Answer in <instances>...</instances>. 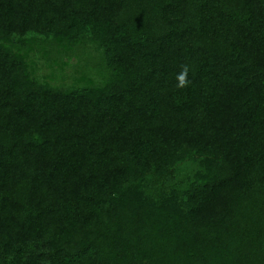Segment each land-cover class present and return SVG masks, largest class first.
I'll return each mask as SVG.
<instances>
[{
    "label": "trees",
    "instance_id": "1",
    "mask_svg": "<svg viewBox=\"0 0 264 264\" xmlns=\"http://www.w3.org/2000/svg\"><path fill=\"white\" fill-rule=\"evenodd\" d=\"M0 264H264V0H0Z\"/></svg>",
    "mask_w": 264,
    "mask_h": 264
},
{
    "label": "rangeland",
    "instance_id": "2",
    "mask_svg": "<svg viewBox=\"0 0 264 264\" xmlns=\"http://www.w3.org/2000/svg\"><path fill=\"white\" fill-rule=\"evenodd\" d=\"M69 56L67 60L65 52L58 54L57 51H53L50 56L51 63L55 62L54 69H57L56 74L61 82L68 85L77 84L79 83L78 79L85 76L93 79L95 84H100V79L96 76V70L102 61L101 52L95 49L92 43L86 42L83 46L74 48ZM59 62L62 65L58 68L55 65ZM29 68L38 77L47 75L50 72L48 63L39 54L30 56ZM199 169L198 163L188 156L177 165L175 172L179 179L186 180Z\"/></svg>",
    "mask_w": 264,
    "mask_h": 264
},
{
    "label": "clouds",
    "instance_id": "3",
    "mask_svg": "<svg viewBox=\"0 0 264 264\" xmlns=\"http://www.w3.org/2000/svg\"><path fill=\"white\" fill-rule=\"evenodd\" d=\"M183 79H184V77H183V76H181V77H180V80H181V82H183Z\"/></svg>",
    "mask_w": 264,
    "mask_h": 264
}]
</instances>
